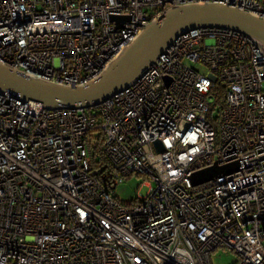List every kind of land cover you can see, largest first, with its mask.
<instances>
[{
	"label": "built area",
	"instance_id": "1",
	"mask_svg": "<svg viewBox=\"0 0 264 264\" xmlns=\"http://www.w3.org/2000/svg\"><path fill=\"white\" fill-rule=\"evenodd\" d=\"M202 2L264 18V0H0V63L87 85L158 15ZM133 175L148 191L122 203L109 188ZM218 250L264 264V54L249 36L184 33L95 108L0 91V264H211Z\"/></svg>",
	"mask_w": 264,
	"mask_h": 264
},
{
	"label": "water",
	"instance_id": "2",
	"mask_svg": "<svg viewBox=\"0 0 264 264\" xmlns=\"http://www.w3.org/2000/svg\"><path fill=\"white\" fill-rule=\"evenodd\" d=\"M119 27L129 17H113ZM198 28H226L244 33L264 54V18L219 3H193L168 9L154 18L87 85H68L28 75L0 63V91H10L23 102H37L48 110L95 108L140 79L182 34ZM160 146L159 143H157ZM162 149V147L160 146ZM236 164L214 166L194 174L200 184L237 170Z\"/></svg>",
	"mask_w": 264,
	"mask_h": 264
},
{
	"label": "rangeland",
	"instance_id": "3",
	"mask_svg": "<svg viewBox=\"0 0 264 264\" xmlns=\"http://www.w3.org/2000/svg\"><path fill=\"white\" fill-rule=\"evenodd\" d=\"M215 97V96H214ZM218 111L215 110V114ZM147 181L144 176L133 175L119 184L114 191L109 188L111 194L122 203H130L139 194H146L148 187L142 185ZM238 260V256L233 252L224 253L221 250L215 251L211 255V264H234Z\"/></svg>",
	"mask_w": 264,
	"mask_h": 264
},
{
	"label": "trees",
	"instance_id": "4",
	"mask_svg": "<svg viewBox=\"0 0 264 264\" xmlns=\"http://www.w3.org/2000/svg\"><path fill=\"white\" fill-rule=\"evenodd\" d=\"M218 101H219V100L217 99V100H216V103H217V104H219ZM218 107H219V106H218ZM101 151H102L101 146L98 147V148L95 149V150L90 149V155H91L92 159H94V156H95L97 153H102ZM93 161H94V160H93ZM106 183H107V181L104 182V185H107Z\"/></svg>",
	"mask_w": 264,
	"mask_h": 264
}]
</instances>
